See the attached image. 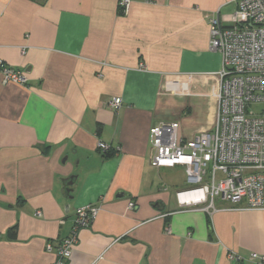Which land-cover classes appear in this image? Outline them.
<instances>
[{"label":"crops","instance_id":"obj_1","mask_svg":"<svg viewBox=\"0 0 264 264\" xmlns=\"http://www.w3.org/2000/svg\"><path fill=\"white\" fill-rule=\"evenodd\" d=\"M236 1L130 0L123 12L116 0H0V60L28 80L0 82V264H52L46 244L87 205L100 211L66 264L264 256V210L216 199L210 214L178 211L183 168L151 166V128L176 123L185 140L214 126L221 60L208 23Z\"/></svg>","mask_w":264,"mask_h":264},{"label":"built area","instance_id":"obj_2","mask_svg":"<svg viewBox=\"0 0 264 264\" xmlns=\"http://www.w3.org/2000/svg\"><path fill=\"white\" fill-rule=\"evenodd\" d=\"M116 2L127 11L130 0ZM208 29V50L221 60L214 126L185 140L179 137L176 123L151 128V166L183 168L186 184L192 187L175 194L178 211L210 214L216 211V199L244 210H264V0H237L232 13L210 18ZM0 82L28 85L21 71L2 60ZM253 103L262 105L260 114L250 110ZM108 106L118 111L121 99L112 98ZM96 146L104 155L119 153L118 147L101 141ZM133 207L130 202L128 208ZM99 211L98 205L75 209L69 235L45 246L54 256L52 264H66L77 232L88 228ZM228 259L264 264V256L255 253L246 259L230 253Z\"/></svg>","mask_w":264,"mask_h":264},{"label":"rangeland","instance_id":"obj_3","mask_svg":"<svg viewBox=\"0 0 264 264\" xmlns=\"http://www.w3.org/2000/svg\"><path fill=\"white\" fill-rule=\"evenodd\" d=\"M250 110L254 113V114H260L261 110H262V105L259 103H253L250 106ZM192 187L191 185H187L185 188H190Z\"/></svg>","mask_w":264,"mask_h":264},{"label":"water","instance_id":"obj_4","mask_svg":"<svg viewBox=\"0 0 264 264\" xmlns=\"http://www.w3.org/2000/svg\"><path fill=\"white\" fill-rule=\"evenodd\" d=\"M72 177H70L69 178V180L67 181V182H64V184H63V189L65 190V192L67 193V194H69V193H72V184H73V181H72ZM122 195V194H121Z\"/></svg>","mask_w":264,"mask_h":264}]
</instances>
